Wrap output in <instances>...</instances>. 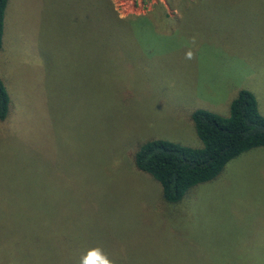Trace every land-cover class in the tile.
Segmentation results:
<instances>
[{
    "label": "rangeland",
    "instance_id": "rangeland-1",
    "mask_svg": "<svg viewBox=\"0 0 264 264\" xmlns=\"http://www.w3.org/2000/svg\"><path fill=\"white\" fill-rule=\"evenodd\" d=\"M110 2L118 18L7 0L0 264H264V149L174 203L132 159L148 139L199 147L191 112L226 115L239 89L264 116V0Z\"/></svg>",
    "mask_w": 264,
    "mask_h": 264
},
{
    "label": "trees",
    "instance_id": "trees-1",
    "mask_svg": "<svg viewBox=\"0 0 264 264\" xmlns=\"http://www.w3.org/2000/svg\"><path fill=\"white\" fill-rule=\"evenodd\" d=\"M96 1L118 18L110 0ZM6 3L7 0H0V50ZM9 99L0 78V121L10 113ZM191 120L201 143L199 147L154 138L141 143L132 153L137 171L148 174L159 184L164 203L177 202L196 184L214 179L224 165L239 154L251 148L264 149V116L249 90L236 92L228 103L226 115L196 108L191 112Z\"/></svg>",
    "mask_w": 264,
    "mask_h": 264
},
{
    "label": "clouds",
    "instance_id": "clouds-1",
    "mask_svg": "<svg viewBox=\"0 0 264 264\" xmlns=\"http://www.w3.org/2000/svg\"><path fill=\"white\" fill-rule=\"evenodd\" d=\"M187 57L190 59L192 53H187ZM81 264H113V261L100 248H93L82 258Z\"/></svg>",
    "mask_w": 264,
    "mask_h": 264
}]
</instances>
